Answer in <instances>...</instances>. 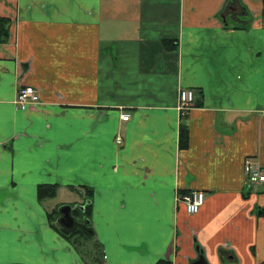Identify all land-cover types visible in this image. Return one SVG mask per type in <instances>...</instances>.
<instances>
[{
  "label": "crops",
  "instance_id": "0c3cea01",
  "mask_svg": "<svg viewBox=\"0 0 264 264\" xmlns=\"http://www.w3.org/2000/svg\"><path fill=\"white\" fill-rule=\"evenodd\" d=\"M0 18V264H192L196 246L264 264V182L243 170L264 175V0H0ZM25 86L40 101L18 109ZM63 205L94 235L62 234Z\"/></svg>",
  "mask_w": 264,
  "mask_h": 264
},
{
  "label": "built area",
  "instance_id": "2783aa9c",
  "mask_svg": "<svg viewBox=\"0 0 264 264\" xmlns=\"http://www.w3.org/2000/svg\"><path fill=\"white\" fill-rule=\"evenodd\" d=\"M40 101L38 92L30 86H25L19 88L14 104L18 109H25L28 105L37 104ZM195 106V94L193 90L190 89H181L178 92V110L184 114L188 110L192 109ZM122 121H128L129 115L122 114ZM122 139L120 137L116 138V144L120 145ZM244 175L246 176L247 181L251 182H264V175L261 172V169L258 164L250 158L244 161ZM178 200L182 201L185 205L186 212L189 215L196 214L199 209L203 206L205 201V194L200 191H190L178 196Z\"/></svg>",
  "mask_w": 264,
  "mask_h": 264
},
{
  "label": "water",
  "instance_id": "95a60500",
  "mask_svg": "<svg viewBox=\"0 0 264 264\" xmlns=\"http://www.w3.org/2000/svg\"><path fill=\"white\" fill-rule=\"evenodd\" d=\"M74 208L68 205H63L58 208V218L56 224L62 234L68 236L76 230L82 232L85 237H91L94 235L93 230L89 227V221L86 218H82L81 222L76 221L75 217L72 215ZM78 209L83 212L84 206H78ZM196 252H198V258L192 264H207L204 257L200 254L198 246L195 247Z\"/></svg>",
  "mask_w": 264,
  "mask_h": 264
},
{
  "label": "trees",
  "instance_id": "16d2710c",
  "mask_svg": "<svg viewBox=\"0 0 264 264\" xmlns=\"http://www.w3.org/2000/svg\"><path fill=\"white\" fill-rule=\"evenodd\" d=\"M10 27V20L6 18H0V42H4L8 38ZM185 136L184 130L182 129L180 132V138L183 141ZM56 186H40L38 188V199L42 200L45 198H52L55 196ZM88 197H90V192H88ZM90 210V205L87 204L84 208V211L81 214L88 215ZM79 213V214H80ZM80 233V232H79Z\"/></svg>",
  "mask_w": 264,
  "mask_h": 264
},
{
  "label": "flooded vegetation",
  "instance_id": "af4514ba",
  "mask_svg": "<svg viewBox=\"0 0 264 264\" xmlns=\"http://www.w3.org/2000/svg\"><path fill=\"white\" fill-rule=\"evenodd\" d=\"M76 221L81 222L82 221V218L76 219Z\"/></svg>",
  "mask_w": 264,
  "mask_h": 264
}]
</instances>
